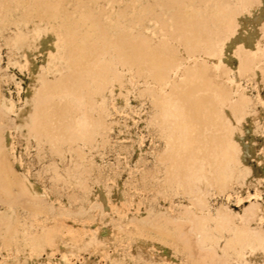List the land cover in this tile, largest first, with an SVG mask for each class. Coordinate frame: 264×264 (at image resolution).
<instances>
[{
    "label": "rangeland",
    "instance_id": "1",
    "mask_svg": "<svg viewBox=\"0 0 264 264\" xmlns=\"http://www.w3.org/2000/svg\"><path fill=\"white\" fill-rule=\"evenodd\" d=\"M58 76L98 126L54 149L27 121ZM165 96L179 112L164 115ZM0 103V264H244L234 233L264 245V0H0ZM211 116L234 129L217 138L236 148L222 186L188 180L165 149L185 117L214 152L199 136Z\"/></svg>",
    "mask_w": 264,
    "mask_h": 264
},
{
    "label": "bare ground",
    "instance_id": "2",
    "mask_svg": "<svg viewBox=\"0 0 264 264\" xmlns=\"http://www.w3.org/2000/svg\"><path fill=\"white\" fill-rule=\"evenodd\" d=\"M50 25V24H49ZM68 26V25H67ZM60 29V28H59ZM66 29V28H65ZM67 30V29H66ZM46 33V32H45ZM36 34V33H35ZM61 35V34H60ZM42 38H43V36H42ZM64 38V37H63ZM63 38H61V40L60 41H62V40H64ZM46 40H47V38H45ZM49 41V40H48ZM53 41V40H52ZM54 41H56L55 40V38H54ZM51 42V41H50ZM69 42V41H68ZM67 41H66V44L68 43ZM54 43H56V42H54ZM54 43H50V44H52V45H55ZM61 43V42H60ZM57 44V43H56ZM62 45H64V42H63V44ZM56 46H58V45H56ZM65 46H67V45H65ZM63 46H61L60 48H62ZM54 48V47H53ZM66 48V47H65ZM221 48H222V45H221ZM54 49H56V50H54ZM53 50H54V52L51 50V52L52 53H50L49 55H51L52 57H53V59L55 60V58H57V57H59V52L57 53L58 55H57V57H55L56 55L55 54H53V53H55V51H58V50H60L58 47H55ZM58 49V50H57ZM221 52V51H220ZM47 54H45L47 57H49V55H48V51L46 52ZM67 53V52H66ZM82 53V52H81ZM54 56H53V55ZM61 55L62 54H60V57H61ZM50 56V57H51ZM64 56H65V53H64ZM67 56H68V54L66 55V57H65V59L63 58V55H62V58L64 59V61L66 62V60L68 59L67 58ZM72 55H70V57H71ZM81 56V57H80ZM80 56L78 57V59L79 58H83L84 56H83V53L82 54H80ZM61 58V59H62ZM67 58V59H66ZM26 59V58H25ZM28 59V58H27ZM52 60V59H51ZM51 60H47L46 59V62L48 61V63H51L50 61ZM57 60H59L58 58H57ZM27 61H29V60H27ZM53 61V60H52ZM56 61V60H55ZM54 61V62H55ZM53 63V62H52ZM49 65H52V64H49ZM48 65V66H49ZM95 65V64H94ZM93 65V66H94ZM98 64L96 63V65L94 66V69H95V67L97 66ZM55 66H57L56 65V63H55ZM54 66V64H53V66L52 67H55ZM51 67V66H50ZM63 67V66H62ZM62 67H61V70H62V73L60 72V67H59V69L57 70V71H59L62 75L64 74V76H65V74H67V76L69 77V72L68 73H64L63 71L65 70V68H63L62 69ZM98 68V69H97ZM96 69L97 70H99V67H97ZM57 69V68H56ZM96 69H95V71H96ZM67 70V69H66ZM66 70H65V72H66ZM43 71V70H42ZM46 71V70H45ZM44 72V71H43ZM98 71H96V74H98L97 73ZM60 73H59V75H60ZM95 73V72H94ZM44 74H45V72H44ZM46 74H48V73H46ZM62 75H60V76H62ZM44 76V75H43ZM43 76H42V78H43ZM60 76H58V79H56V77H55V79H52V81L50 82H45V83H47L46 84V87L44 86L45 84L44 83H42L39 87H38V89L36 90L35 88L33 89L34 91H33V93H34V95H32V97L34 96V97H37V98H33V99H36L35 101L33 100V99H31L29 102H30V107H31V109L30 110H32V117L30 118V114H29V119H28V124H27V126L28 125H31V127L33 128V134L35 133L37 136L36 137H38L37 139H38V141H40L39 139H42L43 140V138H44V140L46 139V141L47 142H49V144L50 145H53L52 147L54 148V149H56V147L58 146V144L60 143V142H65V141H72V140H80V139H83V137L85 136V134H87L89 131H91V130H96V128H97V126H98V123H97V120H92L90 117L91 116H88V115H86V116H84L82 113H79V114H74L72 111H70L68 108H70L71 109V105L69 104L70 102H69V97L67 96V92H73L72 90H70V79H68V78H65V79H68V84H67V82H66V84L68 85V86H66V84H65V82H64V80H63V78L62 77H60ZM62 78V79H61ZM96 78H97V76H96ZM95 78V79H96ZM67 81V80H66ZM96 81H98V80H96ZM95 81V82H96ZM97 83V85H98V82H96ZM171 83V82H170ZM44 84V85H43ZM41 86H43V87H41ZM149 87H151V86H148V88ZM155 88V87H154ZM154 88H150V90H153ZM157 88V87H156ZM154 89V90H158V88L157 89ZM206 88V87H205ZM68 89L70 90V91H68ZM202 90H204L205 92H206V90L204 89V87H202L201 88ZM95 90H97V89H95ZM95 90H93V91H95ZM159 90H160V88H159ZM159 90L157 91V92H159ZM96 92V91H95ZM70 94V93H69ZM54 95H56L55 96V98L57 99H55L54 97L52 98V96H54ZM72 95V94H71ZM211 95V94H210ZM216 95V93L214 94V92L212 93V96H211V98L212 99H210V100H213V99H215V98H213V96L214 97H217V96H215ZM168 96V95H167ZM220 96H222V95H220ZM217 97V98H221L220 100L221 101H224L223 102V104H222V113L223 112H226V110H227V112L229 111L230 112V110L229 109H231V108H229L232 104L231 103H229L228 102V100H226V99H229V98H225L224 99V97H226V96H223V97ZM31 98V96L29 97V98H27V100L28 99H30ZM59 98V99H58ZM71 98V97H70ZM79 98H81V99H83L82 98V96L81 97H79ZM165 98V102H163V100L162 99H160V101L159 102H161V100H162V102L164 103H162L163 104V106H164V115H171V114H175L176 112H179L180 110H176V109H178V108H180V103H179V101L178 100H176V99H172V100H170L169 98H171V97H169V98H167L166 96L164 97ZM209 98V97H208ZM217 98L214 100V101H216L217 100ZM224 100H223V99ZM97 99V98H96ZM95 99V100H96ZM166 99H168L167 101H166ZM203 99V98H202ZM218 99V100H219ZM170 100V101H169ZM34 101V102H33ZM83 101V100H82ZM172 101V102H171ZM202 102V101H201ZM210 102V101H209ZM208 102V103H209ZM227 102V106H225L226 103ZM171 103V106H168L169 104ZM175 103V104H174ZM203 104H205V105H207V103L204 101V102H202ZM210 103H212V102H210ZM217 103V102H216ZM161 104V105H162ZM213 104V103H212ZM212 104H211V106H212ZM229 104H231V105H229ZM70 105V106H69ZM209 105V104H208ZM229 105V106H228ZM9 104L8 105H6L5 104V109H7V108H9ZM201 106V105H200ZM226 107V110L224 109V111H223V108H225ZM217 107V106H216ZM232 108L234 107V106H231ZM243 107H245V105H243ZM4 108V105L2 104V103H0V110H1V112H2V109ZM208 107H206V108H203V110H201L200 108V110H201V112H202V115H203V111H204V109H207ZM227 108H229V109H227ZM210 109H212V108H210ZM209 109V110H210ZM213 109H214V107H213ZM213 109H212V111H213ZM218 109V108H217ZM219 109H221V108H219ZM199 110V111H200ZM208 110V111H209ZM232 110V109H231ZM235 110V109H234ZM241 110V109H240ZM243 110V109H242ZM245 110V109H244ZM244 110L242 111V112H244ZM215 111H216V115L218 116L217 118H219L220 116L217 114V113H219V112H217V110L215 109ZM233 111V110H232ZM226 112V113H227ZM236 112H237V109H236ZM235 112V113H236ZM199 113V112H198ZM210 113H212V115H213V113H215V112H210ZM225 113V115H226V117H227V114ZM238 113V112H237ZM237 113H236V115H237ZM245 113V112H244ZM244 113H239V115L240 114H244ZM182 114V113H181ZM204 114H205V112H204ZM207 114V113H206ZM209 114V113H208ZM234 114V113H233ZM199 115H201V114H199ZM199 115H198V117H199ZM216 115H215V119H217L216 118ZM229 119H236L235 117H234V115L232 116V113L230 112L229 114ZM231 115V116H230ZM238 115V116H239ZM241 115V116H242ZM81 116H84V117H81ZM204 116V115H203ZM203 116H200L199 118H197L198 119V122L200 123L201 121H199V120H202V118H203ZM206 116H209V115H206ZM90 119H89V118ZM197 117V116H196ZM212 117V116H211ZM223 117H225L224 115H223ZM226 117H225V119H226ZM240 117V116H239ZM238 117V118H239ZM87 118L89 119V120H87ZM207 118V117H206ZM213 119V122H214V116L212 117ZM240 118H243V116L242 117H240ZM239 118V119H240ZM184 119H186L185 117H182L179 121H178V123H169V125H170V132H168V136L165 134V136H166V141H165V147H166V143L168 142V147H166L165 149H167L168 148V151H169V153L167 152V154H169L170 156H171V154L174 156V158H177V160H179V159H181V158H183L182 160H184L185 161V159H186V164L188 165L187 167H185V168H188L189 167V170H190V177H189V179L188 180H194L192 177L194 176V178H195V180L196 181H204V182H207L208 184H215L216 186H222V184H223V182L225 181V180H227V179H229V177H230V175H231V173H229L230 172V170H229V167H228V164H229V161H230V159L232 160L233 158L231 157L232 156V154L236 151V148H235V145H233V144H231V145H233V147L235 148V150H234V152L233 153H231L230 151V157L228 158L227 157V154H226V145H223V141H221L220 139L219 140H217V138H220V136L222 135V137H224L223 136V133L225 134H227V132H233L234 131V129L232 128L234 125H232V122H236L235 120L233 121V119L230 121L229 119H228V117H227V120L226 121H228L229 120V122L231 123V125H232V129H233V131H232V129L230 130V131H227V130H225V128H223L224 127V123L223 122H225V120H224V118H223V120H222V118H221V121H222V123H221V121H219L218 122V120H215V121H217L215 124H217V127L216 126H212V123L213 122H211L210 121V124H211V126H212V129L215 127V130L213 129H211L210 127L207 129V127H205V129L207 130V132H205L206 130H204V128L201 130L203 133H201V132H199V133H201L202 135H199L200 136V138L201 137H203L204 138V136H208V134H209V136L208 137H210V139H208V141L210 142V144L209 145H212L213 143V146H211L212 148L214 147L215 148V150H214V152L213 151H209V149L208 148H210V147H208V148H206L208 151L206 152L204 149H202V151H201V147H203V146H201V147H199L198 148V146L196 147V149L195 150H192L193 148H195L194 147V145L193 144H195L196 143V145H197V142H198V140H197V138H196V140H195V138H194V135L197 133V130H194V126L193 127H191V126H189V124L184 120ZM195 119V118H194ZM210 119V118H209ZM239 119H238V121H239ZM92 120V121H91ZM219 120H220V118H219ZM237 120V119H236ZM241 120V119H240ZM86 123H85V122ZM169 121V120H168ZM197 120H195V122H196ZM209 121V120H208ZM238 121H237V123H238ZM26 122V123H27ZM226 123L227 125H228V127H229V125H230V123ZM202 123H203V120H202ZM202 123H200V124H202ZM196 124V123H195ZM198 124V123H197ZM196 124V125H197ZM200 124H198V126H199V128L198 129H200ZM207 124H209L208 122L206 123V124H204V126H206ZM210 124H209V126H210ZM219 124H221V125H219ZM220 127H219V126ZM208 126V125H207ZM195 127V128H196ZM202 127H203V125H202ZM225 127H226V125H225ZM29 128V127H28ZM196 128V129H197ZM218 130H217V129ZM230 128V127H229ZM234 128H236V127H234ZM0 129H1V126H0ZM30 129V131H32V129L31 128H29ZM168 129V128H167ZM211 129V130H210ZM222 129H224V131H222ZM208 130H210V131H208ZM221 130V135H220V131ZM229 130V129H228ZM166 132L165 133H167V130H165ZM211 131H214V132H219V137H218V134H216V138L214 137L215 136V133L214 134H211L212 132ZM226 131V132H225ZM0 132H1V130H0ZM196 132V133H195ZM205 133V135H203ZM35 134L33 135V136H35ZM207 134V135H206ZM225 134V135H226ZM232 134V133H231ZM230 133H229V135L230 136H232ZM197 135V134H196ZM214 135V136H213ZM228 135V134H227ZM164 136V137H165ZM229 136V137H230ZM195 137H197V136H195ZM205 137V138H206ZM204 138V139H205ZM230 138H232V137H230ZM212 139V140H211ZM221 139H223V138H221ZM225 139V138H224ZM223 139V140H224ZM226 139H228V141H227V144L229 145V138L227 137ZM193 140H195L194 142L195 143H193ZM200 140V139H199ZM202 140V139H201ZM207 141V140H206ZM207 141V142H208ZM213 141V143L211 144V142ZM223 142L222 144L221 143H219V142ZM1 142V141H0ZM200 143H203V140H202V142H200ZM232 143H234V142H232ZM206 144V143H205ZM200 145V144H199ZM202 145V144H201ZM207 145H205V147H206ZM231 147V146H230ZM204 148V147H203ZM232 148V147H231ZM234 148H232V150L234 149ZM165 149H164V151H165ZM199 149V150H198ZM213 150V149H212ZM229 150V149H228ZM198 151V152H197ZM166 152V151H165ZM211 152H213V153H211ZM229 152H228V154H229ZM171 153V154H170ZM236 153V152H235ZM235 155V154H234ZM164 156H165V153H164ZM164 156H162V157H164ZM168 157V156H167ZM165 158V157H164ZM235 158V157H234ZM169 158H167V160H168ZM228 159H229V161H228ZM172 160V159H171ZM175 160V159H174ZM173 160V161H174ZM181 160V161H182ZM170 160H168L167 162H169ZM183 161V162H184ZM191 161V162H190ZM235 160L233 159V161H230V163H233ZM4 162V161H3ZM166 162V163H167ZM172 162V161H171ZM178 162V161H177ZM174 163V162H173ZM3 164H5V162L4 163H2V166H3V168H7V166H5V165H3ZM7 164V163H6ZM164 164H165V162H164ZM168 164V163H167ZM183 164V163H182ZM8 165V164H7ZM170 165V167H175L176 169V171H177V165H174V164H169ZM179 165V164H178ZM231 165V164H230ZM229 165V166H230ZM5 166V167H4ZM166 166V165H165ZM9 167V166H8ZM179 167H181L180 165H179ZM2 169L1 168V170H3V172L6 174V170L7 169ZM167 169H168V167H167ZM169 169H171V168H169ZM174 169V168H173ZM180 168H178V170H179ZM166 170V169H165ZM184 170V169H183ZM6 171V172H5ZM171 171H172V169H171ZM174 171V170H173ZM166 172H169V170H166ZM175 172V171H174ZM174 172H173V174L172 175H174ZM176 173V172H175ZM178 173V172H177ZM176 173V174H177ZM182 173H183V171H182ZM167 175H168V173H167ZM178 175V174H177ZM191 175H192V177H191ZM185 176H187V175H185ZM184 176V178H186ZM176 179H178L179 181H180V179L179 178H176ZM187 179V178H186ZM186 179H183V180H186ZM174 180H175V178H174ZM173 180V181H174ZM194 180V181H195ZM2 180L0 179V182H1ZM170 181H172V179L170 180ZM176 182V181H175ZM1 184V183H0ZM201 192V191H200ZM203 195H204V192L202 191V193H201V195L199 194V193H197L196 194V197L197 198H201L202 199V197H203ZM252 218L250 217V220H251ZM206 238H207V233H206V231H204V233L202 234V240H203V242L204 243H206ZM227 244H228V247L230 248V249H232L233 251V254H234V256H235V258L236 259H239V260H241L242 261V263H244V264H252V263H254V260H255V263L256 264H264V245H263V241L262 240H260V241H258V242H256V243H251V242H245V241H243L242 239H240V234H238V233H234L233 234V236L232 237H230V239L228 240V242H227Z\"/></svg>",
    "mask_w": 264,
    "mask_h": 264
}]
</instances>
